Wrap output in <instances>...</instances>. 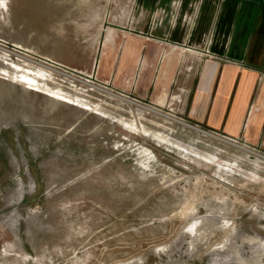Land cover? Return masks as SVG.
Listing matches in <instances>:
<instances>
[{
  "label": "rangeland",
  "instance_id": "rangeland-1",
  "mask_svg": "<svg viewBox=\"0 0 264 264\" xmlns=\"http://www.w3.org/2000/svg\"><path fill=\"white\" fill-rule=\"evenodd\" d=\"M254 13L264 0H0V264H264V75L244 109L235 80L220 126L151 99L165 30L188 16L204 44L236 43Z\"/></svg>",
  "mask_w": 264,
  "mask_h": 264
},
{
  "label": "crops",
  "instance_id": "crops-1",
  "mask_svg": "<svg viewBox=\"0 0 264 264\" xmlns=\"http://www.w3.org/2000/svg\"><path fill=\"white\" fill-rule=\"evenodd\" d=\"M245 15L248 14L245 13ZM187 18L188 16L184 18L185 22H180L173 31L165 30L162 39L176 46L171 51L168 49L163 53L160 52L161 45L155 47L148 42L145 43L160 52L158 58L163 62L159 68L161 79L158 83V94L154 92L151 99L158 100L160 104L164 100H172L173 106L177 104L180 113L187 111L188 116L194 118L196 122L220 126L223 123L230 91L236 79L239 81L237 86L239 108L247 107L253 96L257 105V77L264 75V25L261 19L257 24L256 14L252 35L247 36V30L251 29L243 24L238 27L236 43H229V40H226L207 41L204 44L200 37L193 36L191 26L188 28L186 25ZM246 20L249 19L244 16L243 21ZM207 49L210 54L206 53ZM198 50L201 51L198 52ZM220 72L223 79H221L220 94L215 106L212 107V112L208 102L211 101L218 84ZM172 84L177 85V88L173 94H169L168 87ZM261 87V92H264V85ZM141 94L143 98L149 95L146 91ZM170 110L173 111L172 108Z\"/></svg>",
  "mask_w": 264,
  "mask_h": 264
},
{
  "label": "bare ground",
  "instance_id": "bare-ground-1",
  "mask_svg": "<svg viewBox=\"0 0 264 264\" xmlns=\"http://www.w3.org/2000/svg\"><path fill=\"white\" fill-rule=\"evenodd\" d=\"M49 70V69H48ZM190 125V124H189ZM198 129V128H197ZM211 135V134H210ZM216 137V136H215ZM226 141V140H225Z\"/></svg>",
  "mask_w": 264,
  "mask_h": 264
}]
</instances>
